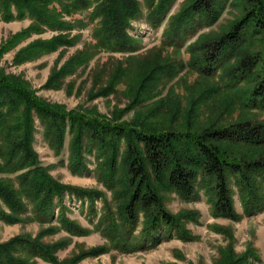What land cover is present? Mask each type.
Wrapping results in <instances>:
<instances>
[{"label": "rangeland", "instance_id": "1", "mask_svg": "<svg viewBox=\"0 0 264 264\" xmlns=\"http://www.w3.org/2000/svg\"><path fill=\"white\" fill-rule=\"evenodd\" d=\"M9 1L0 0V81L9 79L52 108L106 121L113 127L147 132H195L214 123L226 125L241 118L264 122V109L244 114L236 101L237 93L223 92L224 72L219 71L215 78L209 79L193 67L202 39L219 37L241 18L240 0H220L216 5V21L193 23L190 30L185 29L184 37L173 35L172 29L193 0H133L137 7L133 16L117 14L120 23H126L124 32L130 40L124 51H110L102 46L98 38L103 28L98 0H88L87 8L72 15L67 14L58 0H52L49 9L55 13L51 14V19L59 20L65 29L42 25L41 30L29 15L18 19L13 4V19L4 17L7 10L3 4ZM63 3L71 4V1ZM163 3L168 5L166 15L162 19L154 17V9ZM61 38L66 44L53 51L46 47L54 42L61 44L58 40ZM34 129L33 149L39 167L61 186L96 194L92 199L88 195L81 198L77 193L67 192L62 203L56 198L55 216L43 226L35 221L34 205L19 192L17 178L27 170L0 173V181L13 186L25 206L22 222L0 221V246L31 238L52 248L56 259V263H52L40 257L31 258L19 248L15 253L22 259L23 263L19 264H223L226 259H230L231 264L235 260H243L242 264H264V204L262 210L248 214L233 178L231 195L239 219L216 216L212 196L200 183L191 200L157 184L166 209L182 217L189 239L179 237L176 231L167 239L166 229L162 228L163 240L156 248L133 253L117 250L104 234L108 224L104 217L109 210L118 212V202L114 187L105 185L99 171L103 160L99 158L96 145L89 146L87 137L83 138L80 152L86 170L77 173L71 168L75 135L67 128L60 147L48 123L37 114H34ZM121 142L119 162L126 155V141ZM228 148L246 159H255L264 153L254 148ZM0 163L3 164L1 159ZM258 183L259 194L264 198V183ZM0 204L10 213L1 201ZM63 212L68 220L89 233L77 236L64 229L59 221ZM189 213H194V219L183 217ZM144 219L141 214L140 225L130 235L134 241L142 236ZM53 227L58 230L50 232ZM103 248L106 251H100Z\"/></svg>", "mask_w": 264, "mask_h": 264}, {"label": "trees", "instance_id": "2", "mask_svg": "<svg viewBox=\"0 0 264 264\" xmlns=\"http://www.w3.org/2000/svg\"><path fill=\"white\" fill-rule=\"evenodd\" d=\"M63 1L68 0H58V3L65 7L69 15L89 6L88 0H70L71 4ZM98 1V14L103 20V28L98 33L102 46L110 51L126 50L130 44L124 32L127 26L126 23H120L117 14L130 18L136 13L137 7L133 0ZM219 1L193 0L188 9L176 19L172 34L184 37L185 29L190 30L193 23L198 21L214 23L218 17L216 5ZM239 2L243 5L241 18L219 37L202 39L198 44L199 54L193 61V67L209 79L215 78L219 71L224 72V77H221L223 92L237 93L236 101L242 112L250 114L253 110L264 109V0ZM52 3V0H40L37 3L35 0H10L6 5L3 4L7 10L4 17H12L13 4L18 19L29 15L38 23L40 30L42 25L65 29L59 20L51 19V14L55 13L49 9ZM167 8V4H160L159 8L154 9L153 16L164 18ZM125 9L129 10L125 12ZM62 39L58 40L62 42ZM64 44L66 42L56 45L54 42V45L46 47L53 51ZM234 61L236 63L232 64ZM34 114L48 123L60 147L67 128L75 135L71 162L74 172L82 173L86 170L80 152L83 138L87 137L89 146L96 145L99 158L103 160L99 171L105 185L111 189L114 187V197L118 202V212L109 210L104 217V221L108 222L104 234L111 240L112 247L121 252L133 253L156 248L164 235L171 239L174 231L179 237L189 239L182 225V217H176L166 209L157 184L191 200L196 195V185L200 183L212 196L215 215L237 220L239 218L230 188V180L233 178L241 191L246 212L252 214L263 209L264 198L259 194L258 181L264 183V153L255 159H246L228 147L263 151L264 122L241 118L226 125L214 123L195 132L129 130L113 127L106 121L91 120L78 113L68 114L57 110L36 99L28 89L9 79H1L0 159L3 164L0 163V173L14 174L27 170L17 178L18 190L23 198L34 205L35 221L43 226L55 216L56 198L62 203L67 192L77 193L81 198L86 195L92 198L96 193L61 186L39 167L33 149ZM122 140L126 141V155L119 162ZM16 191L13 186L0 181V201L10 210V213L5 212L0 204V221L9 224L22 222L21 215L25 206ZM141 214L145 217L142 236L134 241L130 235L140 225ZM183 217L194 219V213ZM59 221L72 235L84 236L89 233L68 220L64 212ZM162 228L166 229L164 235L160 232ZM54 229L58 230L53 227L50 232H56ZM19 248L31 258L40 257L56 263L52 248L39 240L20 238L10 245L0 246V264L23 263L20 257L15 256ZM243 262L235 260L232 264ZM223 264H231V260L226 259Z\"/></svg>", "mask_w": 264, "mask_h": 264}]
</instances>
